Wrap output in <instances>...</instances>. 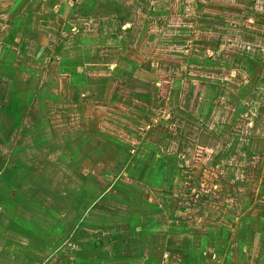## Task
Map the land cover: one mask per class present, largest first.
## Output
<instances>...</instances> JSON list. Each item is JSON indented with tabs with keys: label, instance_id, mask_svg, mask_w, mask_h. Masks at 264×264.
Returning <instances> with one entry per match:
<instances>
[{
	"label": "crops",
	"instance_id": "1",
	"mask_svg": "<svg viewBox=\"0 0 264 264\" xmlns=\"http://www.w3.org/2000/svg\"><path fill=\"white\" fill-rule=\"evenodd\" d=\"M78 1L0 0V91H15L1 120L10 113L20 128L30 109L36 113L24 120L20 150L19 165L35 161L32 169L15 176L19 188H0V264H264V0ZM156 24L160 39L192 30V50L184 57H201L198 65L208 69L182 71L167 92L155 89L153 105L163 108L162 118H149L135 149L120 152L127 164L110 167L135 188H87V180L73 187V146L80 145L76 154L87 164L95 138L89 140V123L73 119V101L92 80L83 71L85 50L103 54L100 42L110 40L120 55L138 48L141 62L150 61ZM162 44L156 47L166 49ZM43 45L70 53L42 74ZM78 48L80 56L72 55ZM21 72L30 75L27 82L51 86L48 103L41 87L32 94L39 105L18 103L31 95ZM60 80L69 86L66 106L52 90ZM152 108L143 113L151 117ZM57 113L66 114L57 126L44 121ZM130 120L129 126H146ZM45 127L52 131L43 133ZM53 127L65 132L56 135ZM104 148H96L100 163ZM5 168L1 185L9 177ZM59 176L65 187L71 179L68 187L58 186Z\"/></svg>",
	"mask_w": 264,
	"mask_h": 264
},
{
	"label": "rangeland",
	"instance_id": "2",
	"mask_svg": "<svg viewBox=\"0 0 264 264\" xmlns=\"http://www.w3.org/2000/svg\"><path fill=\"white\" fill-rule=\"evenodd\" d=\"M72 1H74V5L79 4V1L77 2V0ZM193 24L194 22H192L191 25ZM172 25L176 26L175 24ZM152 29L154 31V38L157 37L153 40V44H155V46L153 48V46L148 45V53L143 51L144 53H146L148 60L150 61L145 60V62H141L142 55L138 53V48L128 49L126 53L124 52V54L120 55L118 50L116 51L114 49L113 45H115V43L110 40L100 42L102 43L101 45L105 46L103 54L99 52V55L93 56V52H90V50L92 51L93 48H87L85 50L86 55L88 54L87 58L89 63L86 67H84L83 71L86 72L88 76L92 78V80L90 81L91 85L89 86V91H86L84 89V95H80L73 101V119L77 117L79 124L82 121H84L85 124L89 123L88 125L90 126L89 130L87 131L89 133V140L93 136L95 138L94 142H92L91 144L92 148H90L89 151V160L87 164L85 161L81 160L80 155L76 154L79 153L78 149H80V145L73 146V149L76 150V152H74V154L72 155L71 161V167L73 170L71 179L73 178V187H77V184H80L81 181L87 180V188H135L131 187V185L129 184L132 180L128 177V175H121L119 177L114 176V171H111V168L113 167L111 163L115 164L124 162L125 164H127V161H119L122 159L120 152L124 154L125 150L126 156L129 150L132 151L135 149V146L140 142V138L143 137L145 132L148 130V120H150L149 118H152L154 121H158L162 118V114L164 113L162 111L163 108L161 110H158L157 107H154L155 105H153L154 103L158 102L156 97L157 95L159 96V94L156 93L155 89H164L165 92H167V88L172 86L173 83L175 84L174 78H177L178 75L182 74V71L193 72L195 70L208 69L207 64L198 65V63H200V61L198 60H203L201 59V57H198L195 60H190L184 57V54H186L187 51L192 50V34L194 35L192 30H190V32L188 33L186 31V34L166 32V34L163 35L164 37L160 39V24H156L152 27ZM162 30H164V28H162ZM175 31L177 30L175 29ZM43 37L44 34H42V38ZM45 37H49V34H46ZM143 37L144 35L140 37V40H143ZM161 41H163L162 45L166 49L156 47L158 46V44H161ZM50 42L53 41L51 40ZM43 46V48L38 50L43 63H40V65L37 66V68L40 70V73L42 74L50 71L49 67L51 63V66L58 67V64L63 62V58L67 57L70 53H68V50L64 48H62L61 50H55L54 48L46 49L45 45ZM197 49L199 50V48ZM79 50V48L77 50H71V54L80 56ZM208 53L209 52H207V54ZM96 57H99L98 61H95ZM135 62H137V65L133 64ZM179 62L181 63L180 65L178 64ZM37 68H34L35 71ZM134 71L136 77L132 78V73ZM24 73H26V71ZM26 74L23 75V73L21 72L20 76L17 77L20 80L23 79V84H27V89L28 91H30L28 94L31 95L28 97V102H25L26 97L23 98V95L19 96L17 98L18 103L24 105H39V98L37 96H32V94L34 95L39 87H41V89H47L46 94L43 95L44 98L42 99V101L48 103L49 101H46V99H51V86H45L44 82L40 86V83L36 78H32L30 82H27L30 75ZM165 78L168 80V83H165L167 87L165 86V88H163V86H159L158 83L161 84L162 79ZM1 82L4 84L6 83V80H3ZM101 82H105V85L103 86L104 88L100 85H97V83ZM9 84L12 88L11 83ZM68 87L69 86L65 83L64 80L57 81V83L55 82V84L53 83L54 89L52 88V90H58V104L61 106L69 105L70 98L68 97H70V94L68 95V97L65 94V91L66 89H68ZM202 87L208 88L207 82H203ZM12 93H15L13 88L7 93L4 90L0 91V141H3L4 143L2 149L0 146V154H6V157H1L0 155V171L1 168L6 167L5 173L6 176H9L8 180H5L3 185L0 184V188H19L18 182L20 180L15 176L17 174L22 176L24 174L22 168H27L30 170L32 169L33 163L35 162L28 161L26 162L25 166L19 165L21 164L20 156H25L24 152L22 153V151H20L23 150V124L25 121L27 122L29 120H32L36 113L32 112V110L30 109L29 112L25 115L27 119L25 120L23 118L22 126H20V128H18L17 125L13 123V119L12 117H10V113L8 115L10 119L5 118V120H1V118H3V116L5 115L3 114L2 110L9 103L8 100L10 99V94ZM87 94L88 98H84V96ZM161 98L164 99L163 96ZM10 106H13V103L10 104ZM146 106L153 107V115H151V117L148 116L151 113H143ZM154 109H156V111ZM64 115L66 114L57 113L53 115V117H55L52 119H49L46 116L44 121L49 122L48 124L52 122L54 126H57L58 122H62L60 120L65 119ZM97 117L101 118L96 119ZM19 118H21L20 115ZM131 118L143 124H146L147 127H141V125L139 124L133 127L131 125L129 126L127 123H130ZM96 121L99 125H96ZM52 129L53 131H56V135H62V133L65 132V130L61 129V127H53ZM42 130L45 134L52 131L51 127H45V129ZM76 136H83V134L80 133ZM32 139L33 134L29 133V137L26 138V146L29 147H27V151L29 153L28 156H30V152L32 151ZM102 145H105V153L103 157L104 161L103 163H100V161L98 160L99 154L97 153L96 148L101 149ZM45 151H47V149H45ZM37 163L40 164L41 160H37ZM139 164L141 163L139 162ZM84 170H86L85 174H88L87 177L81 175ZM3 179H5L4 174L2 177H0V181ZM71 179L67 177L65 180L71 181ZM69 181L67 182L68 184ZM57 184L60 188H66L69 186L67 184L65 187L63 176H59L57 178ZM138 188L141 187L138 186ZM197 197L198 195L196 196L195 193V198Z\"/></svg>",
	"mask_w": 264,
	"mask_h": 264
}]
</instances>
